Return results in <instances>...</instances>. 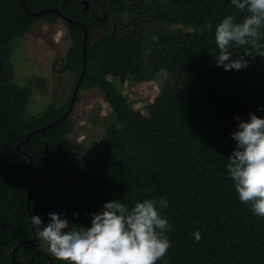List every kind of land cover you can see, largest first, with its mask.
I'll use <instances>...</instances> for the list:
<instances>
[{
  "label": "trees",
  "instance_id": "trees-1",
  "mask_svg": "<svg viewBox=\"0 0 264 264\" xmlns=\"http://www.w3.org/2000/svg\"><path fill=\"white\" fill-rule=\"evenodd\" d=\"M81 1L89 2L95 15H102L98 7L122 24L114 29L108 20L81 12ZM25 4L32 13L55 8L85 26L87 66L80 90L97 88L112 110L113 122L80 158L73 157V146L66 140L73 132L69 118L34 133L20 145L33 159L27 179L22 177L28 159L17 152L16 144L63 114L69 99L27 119L33 81L22 87L13 82L12 41L23 38L37 21H62L70 42L63 66L76 81L84 34L54 12L34 17L21 0H0V264H17L11 252L19 242H24L15 253L19 262L41 250L38 226L37 243L27 242L33 239L27 196L36 187L47 191L43 182L50 183L52 192H34L29 207L31 215H40L45 224L50 212L70 224L87 225L89 211L100 209L105 201L121 199L131 206L164 197L168 206L162 215L172 225L167 232L172 247L156 264H264V217L240 202L226 168L235 146L229 135L236 130L235 117L247 120L249 112L264 117L258 110L264 105V57L251 44L234 46V55L249 54L248 66L239 71L217 67L213 57L218 53L215 26L228 14L237 20L244 14L230 0H25ZM178 26L191 31L174 30ZM259 43L264 44V34ZM161 58L168 62L166 79L148 105L152 117L144 116L114 81L120 85L127 79L152 81ZM197 229L198 242L193 237ZM46 253L53 264L69 262ZM48 263L36 254L31 264Z\"/></svg>",
  "mask_w": 264,
  "mask_h": 264
},
{
  "label": "clouds",
  "instance_id": "clouds-1",
  "mask_svg": "<svg viewBox=\"0 0 264 264\" xmlns=\"http://www.w3.org/2000/svg\"><path fill=\"white\" fill-rule=\"evenodd\" d=\"M243 18L228 14L215 26L214 38L218 53L213 55L217 67L225 71L248 66V53L234 55V46L251 44L264 57V0H230ZM212 28L211 23L207 25ZM264 111V105L258 106ZM236 130L229 135L235 146L228 156L227 175L241 203L264 217V117L249 112L248 119L235 117ZM168 206L164 197L147 198L133 205L121 199L105 201L98 210L89 211L87 225L70 224L56 212L48 213L45 224L40 215L30 221L39 227L37 236L46 242L48 251L57 259L67 258L72 264H156L172 247L167 232L172 225L162 215ZM198 242L199 229L193 233Z\"/></svg>",
  "mask_w": 264,
  "mask_h": 264
},
{
  "label": "rangeland",
  "instance_id": "rangeland-1",
  "mask_svg": "<svg viewBox=\"0 0 264 264\" xmlns=\"http://www.w3.org/2000/svg\"><path fill=\"white\" fill-rule=\"evenodd\" d=\"M119 24H122V20L118 18ZM175 29L191 31L180 26ZM171 41H176L175 35H171ZM69 45L66 27L60 20L53 24L37 21L23 38L12 41L13 82L22 87L28 81H33L30 102L25 112L29 121L41 115L50 104L61 107L69 99L75 83L74 77L63 66ZM158 64L159 73L152 81L127 79L123 85L114 81L132 108L148 117L153 115L148 105L153 102L166 79L167 59H158ZM78 97L69 117L73 132L66 137L73 146L74 158L84 156L88 149L101 140L105 129L113 122L112 110L97 88L84 87L79 90ZM40 248L49 252L46 242L41 238ZM68 264H72V261L69 260Z\"/></svg>",
  "mask_w": 264,
  "mask_h": 264
},
{
  "label": "water",
  "instance_id": "water-1",
  "mask_svg": "<svg viewBox=\"0 0 264 264\" xmlns=\"http://www.w3.org/2000/svg\"><path fill=\"white\" fill-rule=\"evenodd\" d=\"M67 0H64V3L66 2ZM78 4H81L82 5V9H81V12H84V11H87L88 8H89V2L87 1H81L79 2ZM21 5L23 6L24 10L34 16V17H39L41 14L45 13V12H54L55 14H57L61 19L65 20L66 22H69V23H72V24H75L77 26H79L82 31H83V34H84V39H83V45H82V68H81V72L80 74L78 75L75 83H74V86H73V89H72V93L70 95V98H69V102H68V106H67V109L65 110V112L63 114H61L57 119H55L53 122L47 124L45 127H42V128H38V129H35L33 130L32 132H30L27 137L23 140V141H20L16 144V150L18 153L20 154H24L25 157L28 159V162L27 164L23 167L22 171H21V175L23 178L27 179L26 176H25V173L26 171L28 170V168L32 165L33 163V159L30 155L22 152L20 150V145L27 142L31 136L34 134V133H37V132H41L43 131L44 129L46 128H49L61 121H63L64 119L66 118H69L71 113H72V110H73V107L76 103V98L78 96V93H79V90H80V85H81V82L84 78V74H85V71H86V66H87V60H86V48H87V40H88V32H87V29L85 28V26L80 23V22H77V21H73L69 18H66L63 14H61L57 9L55 8H45V9H42L38 12H30L27 7H26V4H25V0H21ZM98 21H105L106 20V14L103 13L101 17H95ZM29 180V179H28ZM31 182H37L38 184H41L42 182L41 181H33V180H30ZM43 184L47 185L49 188L47 191H43L41 190L40 188L36 187V188H33L29 191L28 193V196H27V212H28V216H29V221H30V217L32 216L31 215V211H30V207H29V201H30V197L31 195L34 193V192H39L43 195H49L53 188L52 186L50 185L49 182H43ZM52 209V206L50 207V210ZM30 225H31V229H32V233H33V239L31 241H27L28 243H32V244H36L37 243V236H36V232H35V228L34 226L32 225L31 221H30ZM24 242H19L15 248L12 250L11 252V260L12 262L14 263H17V264H31L33 262V259H34V256L36 254H40V255H43L44 257L47 258L48 260V264H53L51 259L49 258L48 254L46 252H44L43 250H35L34 252H32L31 254V257L29 259V261L27 262H19L16 260L15 258V253L17 251V249L23 244Z\"/></svg>",
  "mask_w": 264,
  "mask_h": 264
},
{
  "label": "flooded vegetation",
  "instance_id": "flooded-vegetation-1",
  "mask_svg": "<svg viewBox=\"0 0 264 264\" xmlns=\"http://www.w3.org/2000/svg\"><path fill=\"white\" fill-rule=\"evenodd\" d=\"M81 5V4H80ZM81 7H82V5H81ZM82 9V8H81ZM97 9L99 10V12H100V14L102 13H104L101 9H99L98 7H97ZM84 12H88V13H90L92 16H94V18L95 17H99V16H97V15H95L94 14V12L90 9V5H89V8H88V10L87 11H84ZM83 12V13H84ZM106 14V13H105ZM102 16V15H101ZM100 16V17H101ZM106 20H108L109 21V23H111L112 24V26L114 27V29H116L117 28V23H118V17H115V20L112 18V16L111 15H107L106 14Z\"/></svg>",
  "mask_w": 264,
  "mask_h": 264
}]
</instances>
